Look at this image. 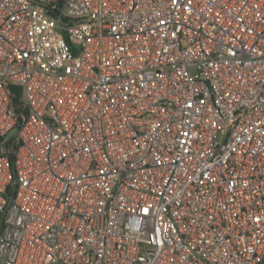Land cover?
<instances>
[{
	"label": "built area",
	"instance_id": "2783aa9c",
	"mask_svg": "<svg viewBox=\"0 0 264 264\" xmlns=\"http://www.w3.org/2000/svg\"><path fill=\"white\" fill-rule=\"evenodd\" d=\"M0 264H264V0H0Z\"/></svg>",
	"mask_w": 264,
	"mask_h": 264
},
{
	"label": "trees",
	"instance_id": "16d2710c",
	"mask_svg": "<svg viewBox=\"0 0 264 264\" xmlns=\"http://www.w3.org/2000/svg\"><path fill=\"white\" fill-rule=\"evenodd\" d=\"M49 9V12H55V8H47ZM9 94L11 97L12 102L16 105L18 110H23V107L21 105V87L10 84L8 85Z\"/></svg>",
	"mask_w": 264,
	"mask_h": 264
},
{
	"label": "rangeland",
	"instance_id": "374dc122",
	"mask_svg": "<svg viewBox=\"0 0 264 264\" xmlns=\"http://www.w3.org/2000/svg\"><path fill=\"white\" fill-rule=\"evenodd\" d=\"M17 134V130L16 129H12L9 133H8V137L10 138H15Z\"/></svg>",
	"mask_w": 264,
	"mask_h": 264
}]
</instances>
